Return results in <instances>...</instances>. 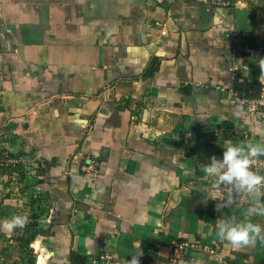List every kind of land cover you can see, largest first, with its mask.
Here are the masks:
<instances>
[{
	"label": "crops",
	"instance_id": "obj_1",
	"mask_svg": "<svg viewBox=\"0 0 264 264\" xmlns=\"http://www.w3.org/2000/svg\"><path fill=\"white\" fill-rule=\"evenodd\" d=\"M251 2L215 11L196 0H0V155L21 153L37 170L20 184L1 175L6 199L24 204L2 208L29 214L30 194L41 198L34 210L50 206L31 256L0 230V264H70L71 250L90 264L140 252V264H169L173 239L193 244L180 262L217 264L209 246L223 264H264V242L237 250L216 236L250 201L218 211L225 190L200 168L227 142L264 140V116L234 115V79L259 81L264 58L246 52H264V12ZM88 153L99 177L80 169ZM254 170L264 174V157Z\"/></svg>",
	"mask_w": 264,
	"mask_h": 264
},
{
	"label": "clouds",
	"instance_id": "obj_2",
	"mask_svg": "<svg viewBox=\"0 0 264 264\" xmlns=\"http://www.w3.org/2000/svg\"><path fill=\"white\" fill-rule=\"evenodd\" d=\"M260 69L259 81L264 83V58L258 60ZM244 102L238 103L234 110V115L239 116L243 111ZM260 157H264V140L254 142L246 140L236 144L227 142L222 159L215 155L211 157V162L201 164V170L209 177L214 178L213 190L219 192L223 186L225 192L223 198L214 197L220 202L217 210L230 208L237 202V197H244L250 201V205L245 209V219L236 221L235 219L220 220L216 223V236L227 242L233 249L244 247H254L257 241L264 242V227L252 222L250 217H264V174L256 169ZM30 222L28 215H13L0 221V230L10 233L16 229H23ZM139 247V244L136 245ZM143 253H132L131 260L125 264H140V256ZM180 264H204L202 258H193L189 262L181 261Z\"/></svg>",
	"mask_w": 264,
	"mask_h": 264
},
{
	"label": "trees",
	"instance_id": "obj_3",
	"mask_svg": "<svg viewBox=\"0 0 264 264\" xmlns=\"http://www.w3.org/2000/svg\"><path fill=\"white\" fill-rule=\"evenodd\" d=\"M231 5H229L227 8H229ZM262 50V55L263 54ZM261 83L257 80H249V79H241L238 80L237 78L234 79L232 83V90L236 93V95L239 98H254L257 97L261 91ZM22 155L18 152H10L7 156H5V159H10V161H7L5 163L3 160H1L0 163V176L3 174H9L13 175L14 178H16V183L20 184L24 181H28V170L25 169L24 164L19 160V156ZM4 156V155H3ZM4 159V160H5ZM21 159V158H20ZM40 173V171H38ZM25 191L24 186L20 188L19 192ZM21 196H23L21 194ZM43 199L46 198V196L42 197ZM40 197L37 199L34 198L33 194H30L28 197L27 204L30 207V213L27 214L29 217L30 222L26 227L23 229H16L14 230V234H12L11 238L15 242V245L19 249H23L26 254H30V256L33 254V248L30 246V243L34 241L36 236L38 234H44L45 231L48 230L49 226L43 228L39 224V220L44 219L45 217L49 216L50 206L46 205L45 203H39L37 205V209L34 210V204L36 201H40ZM10 216L9 218H11ZM180 241V240H178ZM22 250V251H23ZM32 264H35V257H33ZM70 264H90V261L86 259V257L83 254L78 253L77 251H70Z\"/></svg>",
	"mask_w": 264,
	"mask_h": 264
},
{
	"label": "built area",
	"instance_id": "obj_4",
	"mask_svg": "<svg viewBox=\"0 0 264 264\" xmlns=\"http://www.w3.org/2000/svg\"><path fill=\"white\" fill-rule=\"evenodd\" d=\"M197 2H200L201 4L205 5L207 8L212 10H221L224 8H227L231 4V0H196ZM235 30V27L233 24L228 25V41L232 43L234 41V35L233 32ZM246 52L255 56V57H262V48H252L247 47ZM244 68H247V66L243 65ZM234 68L232 67L231 70ZM0 75H1V69H0ZM2 88V82H1V76H0V90ZM236 101L239 103L241 101L244 102L243 108L247 112V114L250 116L251 114H259L260 116H264V87L261 89V92L257 97L254 98H236ZM250 120V119H249ZM250 120V125L255 124L256 121ZM255 122V123H254ZM250 131V130H246ZM251 140V139H250ZM83 160L80 165L81 171L88 175L91 178L99 177L100 170L98 168V158L90 153L83 154L82 155ZM259 163V160H258ZM257 163V165H258ZM256 165V166H257ZM193 246V244L189 241H178L176 239H173L171 241V250L172 255L169 257V264H180V257L182 254L185 253V251L188 249V247ZM203 249L208 251L214 258V260L217 262V264H223L221 257H219L218 253L214 248H211L209 246H203Z\"/></svg>",
	"mask_w": 264,
	"mask_h": 264
},
{
	"label": "rangeland",
	"instance_id": "obj_5",
	"mask_svg": "<svg viewBox=\"0 0 264 264\" xmlns=\"http://www.w3.org/2000/svg\"><path fill=\"white\" fill-rule=\"evenodd\" d=\"M251 4L254 6V10H255V8H256V10H263L262 12H264V0H252V2H251ZM256 17H258V21H259V25L260 26H264V13L263 14H259V15H257ZM258 29H259V26H258ZM4 147H2V146H0V150H2ZM4 159V156H3V154L1 153V155H0V163H1V160H3ZM10 159H8L7 161H9ZM6 161V162H7ZM5 162V163H6ZM30 162V163H29ZM27 166L28 165H30V166H32V167H30V168H28V171H29V174H34L35 172H37V170H36V167H35V165L33 164V163H31V161H27ZM6 178L7 177H1L0 176V189H1V182H3V183H5L6 181ZM16 181V178H11V182L12 183H14ZM11 192H14V193H17L18 192V189H14V190H11ZM16 197H17V195H16ZM8 202H11L12 204H11V207L14 209V208H18V207H22L24 204L23 203H20L18 200H15V198H13V196H12V198L9 200V199H6V196H5V190H0V221H2L3 219H5L6 217H10V215L9 214H12V215H14V212L15 211H13V213H9V211H3V208L2 207H10L9 205H8ZM19 204V205H18ZM5 210H7L6 208H5ZM19 214V212L17 213V215ZM26 213L24 212V214L23 215H25ZM22 215V214H21ZM5 236V235H4ZM4 245V243H3V235H0V261H1V258H2V256H3V253H2V250H1V248H2V246ZM15 255L16 254H13V256L11 257V258H13V257H15Z\"/></svg>",
	"mask_w": 264,
	"mask_h": 264
}]
</instances>
